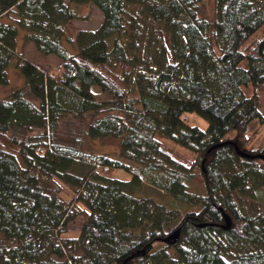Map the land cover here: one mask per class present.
Masks as SVG:
<instances>
[{
	"label": "trees",
	"instance_id": "obj_1",
	"mask_svg": "<svg viewBox=\"0 0 264 264\" xmlns=\"http://www.w3.org/2000/svg\"><path fill=\"white\" fill-rule=\"evenodd\" d=\"M199 3L0 0V85L13 59L24 81L0 100V264H264V144L247 147L264 125V0H214L212 18ZM86 6L100 25L72 30ZM87 114L85 137L118 151L49 140Z\"/></svg>",
	"mask_w": 264,
	"mask_h": 264
},
{
	"label": "rangeland",
	"instance_id": "obj_2",
	"mask_svg": "<svg viewBox=\"0 0 264 264\" xmlns=\"http://www.w3.org/2000/svg\"><path fill=\"white\" fill-rule=\"evenodd\" d=\"M200 7V14L203 17L212 18L214 15V8L215 3L214 0H200L199 3ZM85 10H80L78 15L80 16V20H76L70 23V27L72 30H94L96 29L102 20V14L99 10L95 9V7L91 8L90 6H86ZM89 9H91L89 11ZM261 34H264V25L260 30ZM255 38V34L252 36ZM30 43V42H29ZM23 46L25 49V54L28 61L32 64L36 65L43 71H50L57 68L58 61L54 58L47 57L40 53L34 46L33 43ZM20 46V44H19ZM7 75H8V84L7 85H0V100L6 98L12 90L18 88L23 85L24 81L22 76L19 73V70L15 68L14 59L11 61L7 68ZM93 95L95 99L103 100L108 99L109 96L107 94H100L96 87L92 88ZM264 111V109H263ZM264 113V112H263ZM264 115V114H263ZM98 116H93L91 114H87L83 117H75V116H67L62 119L59 125L49 132V140L51 139L54 143L69 145L73 148H78L83 153L89 152H111L118 151V141L109 139L104 141H95L89 140L84 135V130L86 129L87 125L94 120ZM187 119V123L189 125H195L200 127L201 129H206L207 122L198 116L197 114L189 113L185 117ZM35 133L32 132V138H35ZM30 135V132L26 134V137ZM36 140V139H35ZM264 144V125L261 127L260 132L258 135L253 139L252 142L248 144V148L250 147H260ZM175 151L177 155L184 160L185 162H190L194 156H192L188 151L183 148L175 147ZM129 163V162H126ZM113 177L120 178V179H128L131 175L124 171H113L111 174ZM262 191V197L257 199V209L261 208L264 210V185L259 188ZM70 197V194L66 195ZM164 200H166V196L163 195ZM235 198V196H232ZM238 206L241 208H245L250 212L249 206L246 205L244 202H240ZM251 214L255 215V206L254 209L251 210ZM82 224V219L78 217V219L71 225V231L69 235H75L77 230L80 228Z\"/></svg>",
	"mask_w": 264,
	"mask_h": 264
},
{
	"label": "water",
	"instance_id": "obj_3",
	"mask_svg": "<svg viewBox=\"0 0 264 264\" xmlns=\"http://www.w3.org/2000/svg\"><path fill=\"white\" fill-rule=\"evenodd\" d=\"M237 153L240 154L241 156L245 155L244 153L240 152L239 150H237ZM256 157L264 160V156H262V155H257ZM224 220H225V227L224 228L227 229L230 227L231 222H230V219L227 215H224ZM178 237H179V230H176L171 235H169L166 239H164L163 241L164 242L170 241L173 243V242H176L178 240ZM142 253H143V251H142ZM139 254L140 253H136L135 256H138ZM124 262H126V261H124Z\"/></svg>",
	"mask_w": 264,
	"mask_h": 264
},
{
	"label": "crops",
	"instance_id": "obj_4",
	"mask_svg": "<svg viewBox=\"0 0 264 264\" xmlns=\"http://www.w3.org/2000/svg\"><path fill=\"white\" fill-rule=\"evenodd\" d=\"M91 8H93V7H91ZM91 9H89V11H90ZM19 44H20V50H22V52L23 53H25V49H23V46H25V45H27V43H22V41L20 40L19 41ZM29 44H31V43H29ZM24 57H25V59H27V57H26V55L24 54ZM47 57H50V58H54L55 59V57L53 56V55H49V56H47ZM28 60V59H27ZM56 60L59 62V60L56 58Z\"/></svg>",
	"mask_w": 264,
	"mask_h": 264
}]
</instances>
